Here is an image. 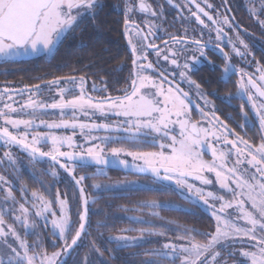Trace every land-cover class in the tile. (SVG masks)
I'll return each instance as SVG.
<instances>
[{
  "label": "snow or ice",
  "instance_id": "snow-or-ice-1",
  "mask_svg": "<svg viewBox=\"0 0 264 264\" xmlns=\"http://www.w3.org/2000/svg\"><path fill=\"white\" fill-rule=\"evenodd\" d=\"M248 2L250 17L264 29V0ZM165 3L181 12L187 10L188 16L181 15L180 19L194 18L203 26L201 36L207 29L210 39L203 41L193 37L189 43L186 30L184 36L171 37L172 44L181 47L173 49L165 41V49H161L148 39L154 35V24L146 23L148 31L143 34L132 15L138 11L160 21L164 18L163 5L153 7L147 0L138 3L137 0H125L124 35L131 36L134 31L141 39L135 43L128 40L133 70L130 85L121 94L96 99L85 88L86 78L81 76L77 80L74 75L57 77L43 86H32L29 99L19 108L14 106L17 103L14 96H22L26 89L13 92L6 87L0 92V148L5 149L0 162L15 166L18 156L14 155L13 149L33 162H50L53 168L58 167L71 177L78 187L72 199L82 207L73 219L69 198L66 194L61 198L59 191L54 199H46L36 191L29 197L27 188H21V197L17 200L12 182L0 175V193H3L4 204L10 203L6 211L0 209V264H94L90 254L79 258L77 251L78 241L88 235L90 221L89 199L83 186L88 177H76L75 168L96 166L101 175H106L103 169L109 165L129 169L130 165L121 159L122 155L142 161L131 167L137 174L150 177L156 187L145 186L147 190L175 193L197 207L203 205L215 221L209 232L183 228V234L176 237L177 242L169 240L161 249L148 251L146 255L151 259H145L141 264H163L164 260H169L170 264H176L177 260L179 264H228V260L234 264H264V60H255L240 36L234 17L220 12L208 0H184L183 4L165 0ZM105 7L104 0H0V58L54 55L62 44L75 38L82 25L95 21ZM221 7L225 12L230 11L228 0H222ZM209 9L215 15L210 14ZM230 32H235L234 38ZM212 33H215L214 41ZM227 46L231 47L232 55L225 51ZM213 48L224 61L220 82L228 83L232 75L238 76L234 86L237 97L243 101L240 113L245 125L241 127H246L249 121L254 122L259 129V143L255 138L252 141L245 139L220 120L215 114L217 109L206 99L214 93H205L201 84L192 79L206 61L213 70L218 67L207 59L208 51ZM149 50L155 52L156 61L148 59ZM161 56L173 66L170 70L159 67ZM234 56L246 61L252 56L248 63L255 64V72L249 73L244 68L237 70L231 63ZM149 71L157 73L158 78L144 74ZM65 84L78 87L79 94L67 98L72 89L62 86ZM102 84V88L93 84L92 91L107 92V82L102 81ZM183 84H187L188 90L182 87ZM42 87L55 88L59 99L51 103L35 99ZM192 93L204 102L203 107L197 104L198 121H193L191 115ZM25 109H31L27 113L31 119L20 118ZM45 109L59 110L61 119L37 122L36 112L43 113ZM66 110L71 119L63 118L68 114ZM77 114L83 117L98 114L97 118L103 122H82ZM113 118L114 123L110 122ZM40 128L49 131H39ZM60 129H71L72 135H58L53 131ZM77 129L84 144L74 139ZM100 131L108 135L92 134ZM125 143L158 147L159 150L132 151L112 147L110 157L105 155L107 145ZM65 148L68 150H63ZM207 154L211 159L204 158ZM50 175L56 177L58 172L52 171ZM92 187L112 189L111 185L94 184ZM123 187L131 190L140 187V182L133 181ZM144 206L184 210L170 201L146 202ZM187 211L191 212L190 209ZM5 215L11 218V223L5 220ZM49 224V231L56 238L51 246L58 249L51 252L43 247V240L36 232L37 228L43 230ZM29 235H36L37 239L29 243ZM149 235L164 236L166 233L157 231L149 232ZM196 236L203 240L197 241ZM130 239L135 238H109L120 248L129 246ZM91 251L102 255L94 243Z\"/></svg>",
  "mask_w": 264,
  "mask_h": 264
},
{
  "label": "flooded vegetation",
  "instance_id": "flooded-vegetation-1",
  "mask_svg": "<svg viewBox=\"0 0 264 264\" xmlns=\"http://www.w3.org/2000/svg\"><path fill=\"white\" fill-rule=\"evenodd\" d=\"M139 0H137V3ZM147 2L151 3L153 7L156 4L163 5L164 11V18L160 21H154L153 18L146 17L144 14L139 13L138 11L132 15V19L136 22V24L140 25V28L143 29V34H147V28L145 27L146 23L154 24L153 32L154 35L149 36L148 39L151 42H154L158 45L161 49H165V41L168 42V47L173 49L179 48L182 45H174L172 44L171 37L172 36H184L185 31L187 30V36L189 38V43L191 42V38L195 37L197 39H202L203 41H208L210 39L208 30H203V35L201 36V28L203 26L197 24L194 21V18H190L189 20L182 21L180 19L181 15L188 16L187 10L183 12L179 11L176 8L165 3V0H147ZM174 2H178L183 4L184 0H174ZM209 3H212L214 6L219 8L220 12H224L226 15L230 17H234V23L238 25V31L240 32L241 38L248 44L250 51L254 54L255 60H264V29H262L259 25L255 23L254 17H250L248 9L251 7L248 0H228V7L230 11L225 12V8L221 7L222 0H208ZM106 7L102 12H100L99 16L96 18L95 21L87 22L86 26L82 25L81 30H77L75 34V38L66 41L61 46L66 47L67 51L70 53L73 47L83 49L87 42L86 32L88 30H96L98 32V36L104 40L105 37L109 39L115 40L114 44L116 47L113 50L111 55L104 56L100 54L97 57V64H84L80 67L79 71H73L74 65H72L71 60L69 58L71 55L69 54L68 62L66 63L67 71L61 77L67 76H76L77 80L79 77L84 76L86 78L85 88L88 91V94L93 96L96 99H100L105 95H112L116 96L121 94L124 88L129 87L130 80H131V73L133 70V65L131 63L132 56H131V48L128 44V40L132 39L133 42H138L141 38L136 37L134 31L131 36H125V25H124V4L125 0H104ZM210 14L215 15V13L209 9ZM195 29V31H192ZM233 38L235 37V32H230ZM211 39L214 41L215 33H212ZM60 46V47H61ZM239 46V45H238ZM59 47V48H60ZM102 51L105 52V48H102ZM108 51V50H107ZM225 51L232 55L231 47H225ZM57 52V51H56ZM55 52V54H56ZM110 53V51H108ZM150 54L148 59L150 61H156L157 57L155 52L149 50ZM55 54L50 56H18L11 60H4L0 58V92H2L6 87L13 91L18 92L19 90L26 89L23 95H15L14 100L17 102L14 106L18 107L24 104L31 94L32 86L40 84L46 85L49 81L55 79L54 73V62H55ZM76 57V56H75ZM82 58L84 57L81 56ZM208 61H211L213 64L217 65L218 67L213 70L212 67L207 63V61L203 64L200 70L192 75V79L196 80L198 83L201 84L202 90L205 93H214L212 95H208L206 99L210 102V106H214L217 111L216 115L220 118V120L228 123L230 127L236 129L243 136L245 139L252 141L253 138L256 139V142L259 143V129L256 127L255 123L249 121L246 127H241L245 125V121L242 118L240 113V105L243 103L241 99L237 97V89L235 88V81L238 79L237 75H232L231 79L228 83H221L222 72L220 69L224 67V61L221 58V55L218 50L212 49L209 50L207 53ZM253 59L252 56H249L246 60H242L240 57H233L231 63L235 66L238 70L240 68H244L247 72L253 73L255 72V64H249L248 61ZM48 63V71L43 73L42 76L39 74V67L40 61ZM181 63H183V59H181ZM159 67L160 68H167L171 69L173 66L165 62L161 58H159ZM144 74H150L154 77L158 78L157 73L154 72H147ZM169 77H171V72L168 73ZM102 81L107 82V92H100V91H92L93 84L96 85L97 88H102L104 85ZM65 88L72 89V92L67 94V98H72L73 95L79 94V88L65 84L62 85ZM167 87V85H165ZM182 87L185 90H188L187 84H183ZM228 97H233L232 99H227ZM40 102L51 103L54 99H59L56 95V89L53 88L49 90L47 88L42 87L40 93H38L35 97ZM197 104L203 107V100H200L196 97L195 93H192V104H191V115L193 121L200 120V112L197 108ZM207 110V109H205ZM31 109H25L24 114L20 117L23 119H31L28 112ZM245 111H248V107L245 106ZM68 114H66L63 118L64 119H71L70 112L66 110ZM252 113L249 112V116L251 117ZM36 116L38 117L37 122L39 120H45L48 122L58 121L61 119L59 110L53 109H45L43 113L39 110L36 112ZM97 116H90V117H83L80 119L82 122H103L101 119H98ZM110 122H115V118L112 119ZM39 131H48L46 128H40ZM95 136H105L108 133L103 131L100 132H93ZM115 135V134H113ZM77 143H84V140L81 138L75 139ZM105 147L104 145H101ZM112 147H120L125 148L127 150L132 151H149L147 150V146H143L141 144H137L135 146L131 144H109L105 148V155L110 157L109 149ZM138 148V150H137ZM47 150V148H45ZM227 150V149H225ZM4 152L3 148H0V157H2ZM205 159H211L210 154L204 156ZM121 159H125L128 163H134L132 158L129 156H121ZM97 170V169H96ZM103 171L107 173H112V176L121 175L122 180L116 183L117 188L121 187V184L124 182H129L128 178H131L132 175H127L124 173H119L116 171H109L103 169ZM141 178V177H140ZM146 178V177H144ZM141 180V179H138ZM147 180V178L145 179ZM151 180V179H150ZM134 181V180H132ZM142 182V181H141ZM144 184H147L146 181ZM207 214L210 215L208 210L204 208L203 205L200 206ZM211 217V216H210ZM228 264H234V261L228 260Z\"/></svg>",
  "mask_w": 264,
  "mask_h": 264
},
{
  "label": "trees",
  "instance_id": "trees-1",
  "mask_svg": "<svg viewBox=\"0 0 264 264\" xmlns=\"http://www.w3.org/2000/svg\"><path fill=\"white\" fill-rule=\"evenodd\" d=\"M86 46L83 49L73 47L69 53L66 47L61 46L55 54L54 73L55 77L63 76L66 71V63L71 60L73 71H79L84 64H97V57L100 54L111 55L116 45L115 40L104 36L102 40L98 36L96 30H88L86 32ZM105 48V52L102 51ZM110 51V53L108 51ZM108 53V54H107ZM71 57L68 60V55ZM84 57L82 58L81 56ZM76 56V57H75ZM39 74L48 71V63L39 62ZM138 150V148H137ZM147 150L155 151V147L147 146ZM5 151V149H4ZM14 155L18 156V162L15 166L8 165L5 162H0V175H5L13 184V195L17 200L21 197V188H27L28 196H31L33 191L44 195L46 199H54L57 191L63 198L64 194L69 198L70 211L73 219H76V211L82 207L76 205L75 200L72 199L78 192V187L74 184L71 177L68 176L62 169L53 168L50 162H33L27 155L13 149ZM52 171L58 172L56 177L50 175ZM96 169L89 167L76 166L74 175L87 176L88 179L83 181V186L89 199V221L90 227L87 228L88 235L82 236L78 241L79 258L85 254H90L94 264H141L145 259H151L147 256L148 251L153 250L154 247L160 246V242H168L169 240H176V237L183 234V228H194L199 232H209L214 228V220L202 208L189 203L185 199H181L178 195L171 192L149 191L144 188L125 189V190H105L98 191L92 185L94 184H111L121 182V175L112 176V173H107L103 178L95 174ZM130 181L145 182L147 186L156 187L152 185L149 178L145 180L144 177L132 176L128 178ZM138 179H141L140 181ZM156 201L158 203L173 202L176 205L182 206L183 211L169 210L167 208H151L144 206L146 202ZM10 207L4 204L3 193H0V209ZM18 207V205H17ZM191 210L188 212L187 210ZM157 214V215H154ZM5 220L11 223V218L5 215ZM131 218L146 221L147 223H137ZM154 226V227H153ZM19 228L20 226L17 225ZM47 228L41 230L36 229L37 235L43 240V247L47 248L49 252L54 249L51 245L56 241V238L51 234ZM130 231H126L129 230ZM146 232H165L164 236H156L144 244L138 246H127L120 248L115 242L109 240L110 237L140 236L141 233ZM37 239L36 235H29V243ZM148 239V238H147ZM197 241H202L203 237L196 236ZM93 243L101 250L102 255H98L91 251ZM107 249V250H106ZM163 264H170L169 260H164ZM179 264V260L176 261Z\"/></svg>",
  "mask_w": 264,
  "mask_h": 264
},
{
  "label": "rangeland",
  "instance_id": "rangeland-1",
  "mask_svg": "<svg viewBox=\"0 0 264 264\" xmlns=\"http://www.w3.org/2000/svg\"><path fill=\"white\" fill-rule=\"evenodd\" d=\"M70 115V114H69ZM71 117V115H70ZM77 118L80 120L81 118H83V116H80L79 114H77ZM59 121V120H58ZM49 131V130H48ZM56 132V134L58 135H72V130L71 129H67V130H64V129H60V130H53ZM46 132V131H45ZM77 138H82V135L80 133V130L77 129L76 130V135L74 137V139H77ZM79 144H84V143H80ZM88 145H85V147H87ZM157 150L155 151H158L159 148L158 147H155ZM63 150H68L67 148L63 149ZM134 163H137V164H141L142 161H133ZM95 174H97L98 176H101V177H105L106 175H101V174H98V170L95 171ZM140 181V180H139ZM130 182H133V181H129V182H124V184H121V187L117 188V185L116 183H111V184H103V185H111L112 186V189L111 190H125L127 188L123 187L124 185H127L128 183ZM122 183V182H120ZM145 182H140V187H134L133 189L135 188H144V186H147V184H144ZM96 189V188H95ZM98 191H105L104 188H101V189H96ZM214 220V219H213ZM215 223V221H214ZM145 233H141L140 236H135V237H130L129 238H135L134 240L130 239V242H129V246H138V245H141V244H144L146 241H148L149 239L153 238V237H156V235H149V232H146V231H143ZM148 238V239H147ZM136 241H139V243H137ZM172 242H177L176 240H173ZM166 243V242H165ZM160 246H156L154 247L153 249H161L162 248V245L164 244V242H160L158 243Z\"/></svg>",
  "mask_w": 264,
  "mask_h": 264
},
{
  "label": "water",
  "instance_id": "water-1",
  "mask_svg": "<svg viewBox=\"0 0 264 264\" xmlns=\"http://www.w3.org/2000/svg\"><path fill=\"white\" fill-rule=\"evenodd\" d=\"M130 165V168L129 169H125L122 165L120 166H111L109 165L107 168H104L105 170H109V171H116V172H119V173H124V174H127V175H132V176H138V177H146V178H149L148 176H145L143 174H137L135 169L131 166L135 165V164H131L129 163ZM102 167V166H101ZM89 168H94V169H97L96 166H89Z\"/></svg>",
  "mask_w": 264,
  "mask_h": 264
}]
</instances>
